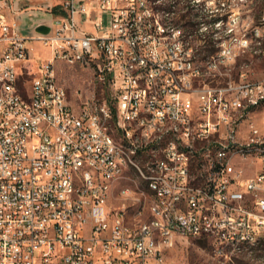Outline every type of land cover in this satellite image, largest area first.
Wrapping results in <instances>:
<instances>
[{
	"label": "built area",
	"instance_id": "1",
	"mask_svg": "<svg viewBox=\"0 0 264 264\" xmlns=\"http://www.w3.org/2000/svg\"><path fill=\"white\" fill-rule=\"evenodd\" d=\"M47 1L49 30L25 35L12 0H0V264H167L161 254L177 238L204 240L217 264L251 263L264 243V133L248 118L264 108V80H250L240 73L248 64L236 62L264 51L263 25L234 0H201L208 15L199 26L187 21L190 0H178L173 30L157 21L160 0ZM207 22L220 26V41ZM29 38L51 57L27 79ZM80 55L98 60L94 79L109 91L101 108L132 149L113 148L90 102L65 103L53 62L86 66ZM224 142L229 156H221ZM129 153L150 154L151 164L136 162L160 199L144 195L130 216L125 205L113 216L103 190L108 173L119 182L130 172ZM246 161L261 167L245 174ZM82 164H94L99 180L86 175L77 186ZM73 187L79 197L69 196ZM138 212L149 220L126 227ZM152 227L164 230L168 247H150Z\"/></svg>",
	"mask_w": 264,
	"mask_h": 264
},
{
	"label": "rangeland",
	"instance_id": "2",
	"mask_svg": "<svg viewBox=\"0 0 264 264\" xmlns=\"http://www.w3.org/2000/svg\"><path fill=\"white\" fill-rule=\"evenodd\" d=\"M234 3L235 6L239 7L242 16L250 19L252 25L261 24L264 28V0H234ZM85 27L90 28L88 25ZM27 45L29 47V57L26 65L30 73H25L24 76L30 79L33 73L39 71V66L51 57V48L36 38L27 39ZM242 61H245L248 66H240V70L246 69L248 71L249 68L248 76L250 80H264V51L239 56L236 67ZM53 67L58 81L66 88L68 99L74 106L82 104L87 99L99 103L103 96H107L109 93L107 87H103L94 79L93 66L73 65L61 59H56L53 62ZM248 121L264 133V108L262 106L252 108ZM241 165L245 174H253L261 167L250 161H246ZM123 186L133 188L134 192L122 194L120 189ZM144 195L152 197L145 183L132 172L131 179L129 174V177L121 179L113 186L108 204L113 207L115 212L120 211L125 205L123 216H130L132 212H135L136 204L133 203H139V197L143 199ZM148 219L149 213L138 212L133 213L130 220H126V223H144ZM165 261L167 264H217V258L209 251L207 243L204 240L195 238H177L174 244L166 250ZM239 263L252 264L247 260H238Z\"/></svg>",
	"mask_w": 264,
	"mask_h": 264
},
{
	"label": "bare ground",
	"instance_id": "3",
	"mask_svg": "<svg viewBox=\"0 0 264 264\" xmlns=\"http://www.w3.org/2000/svg\"><path fill=\"white\" fill-rule=\"evenodd\" d=\"M178 0H160L159 10H157V21L163 23L166 30H173V20H176V13L173 9ZM191 6L190 10L187 12V21L191 22L192 26H199L201 22V15H208V7L206 3L201 2V0H190ZM206 31H212L213 41H220L221 30L217 22H207ZM80 62L87 66H93V75H100V66L97 59H94L93 55H80ZM240 73H248L246 69H241ZM103 93V92H102ZM105 93V92H104ZM95 99V98H94ZM102 99H105L103 96ZM64 100L65 103H71L68 99L66 88L64 87ZM95 101V100H93ZM92 100L87 99L90 102L91 108L94 110V117L97 121L104 123V129L106 133L111 135V143L115 150L132 149V139L128 138L127 135H119V128L112 125L109 122V116L106 111L101 108V101L95 103ZM97 101V100H96ZM76 121H84V114H76ZM178 139H185V130H178ZM231 150V142H224V147L221 148V156H229ZM123 164L129 165L130 172L135 173L147 186L148 190L151 192L153 199H160V191H158L157 186L151 180V172H146L145 169L138 167L136 161H143V164H151L150 154H138L129 153L122 154ZM152 164H159V155H152ZM130 172H119V181L123 178L129 177ZM86 175L89 181H98L99 173L98 168L94 164H82V167H77V175H75V182L77 186H84L86 182ZM117 172L108 173L107 188L103 190V197L105 202L108 203L110 194L113 190V186L117 183ZM127 186H123L120 189L122 194H128ZM70 197L80 196V187H73L69 189ZM113 216H120V211H114ZM149 220V219H148ZM142 223L128 224L126 227H133V225H140ZM164 239V230L160 227H152V239L150 240L151 248H158L161 242V247H168V240ZM257 250H260L255 257H251L252 264H264V243H257ZM217 258V255L214 254ZM161 262L165 261V254H161ZM216 263V262H215ZM240 264V263H239Z\"/></svg>",
	"mask_w": 264,
	"mask_h": 264
},
{
	"label": "crops",
	"instance_id": "4",
	"mask_svg": "<svg viewBox=\"0 0 264 264\" xmlns=\"http://www.w3.org/2000/svg\"><path fill=\"white\" fill-rule=\"evenodd\" d=\"M47 2V0H12L9 13L15 18L23 34H33L38 25L51 22L52 13L45 8Z\"/></svg>",
	"mask_w": 264,
	"mask_h": 264
},
{
	"label": "water",
	"instance_id": "5",
	"mask_svg": "<svg viewBox=\"0 0 264 264\" xmlns=\"http://www.w3.org/2000/svg\"><path fill=\"white\" fill-rule=\"evenodd\" d=\"M36 30L45 33L49 30V27L47 25L40 24L37 26Z\"/></svg>",
	"mask_w": 264,
	"mask_h": 264
}]
</instances>
